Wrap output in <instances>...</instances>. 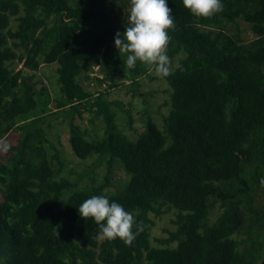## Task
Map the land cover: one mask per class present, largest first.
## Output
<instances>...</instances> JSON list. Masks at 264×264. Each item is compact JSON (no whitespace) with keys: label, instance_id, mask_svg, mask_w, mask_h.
Returning <instances> with one entry per match:
<instances>
[{"label":"trees","instance_id":"obj_1","mask_svg":"<svg viewBox=\"0 0 264 264\" xmlns=\"http://www.w3.org/2000/svg\"><path fill=\"white\" fill-rule=\"evenodd\" d=\"M167 6L174 20L167 55L177 58L162 77L169 110L160 128L148 114L134 140L115 122L122 109L78 79L101 51L109 87L127 73L137 92L150 67L137 61L129 69L113 42L129 26L130 0H0V264H264V204L255 200L264 178V0H222V11L207 18L192 16L181 0ZM237 18L254 33L249 42L222 29ZM43 64L55 65L54 110L42 99L46 87L24 71ZM81 107L101 117V136L88 138L74 120ZM60 113L72 152L105 160L101 182L79 189L78 178L59 176L63 163L58 150L48 155L55 146L44 125ZM115 164L127 180L109 193ZM93 195L132 213L130 244L101 239L79 216ZM216 202L222 211L209 222ZM170 208L175 227L152 246L150 214Z\"/></svg>","mask_w":264,"mask_h":264},{"label":"rangeland","instance_id":"obj_2","mask_svg":"<svg viewBox=\"0 0 264 264\" xmlns=\"http://www.w3.org/2000/svg\"><path fill=\"white\" fill-rule=\"evenodd\" d=\"M11 27L15 28V22L11 19ZM222 29L225 33L230 34L234 39L239 37L244 42H249L254 38L248 23L242 18H237L235 22H226ZM20 52L18 51V54ZM177 58L171 61V65L176 64ZM15 69L21 67L22 63L15 60L12 63ZM142 66H147L142 64ZM27 74L33 73L36 88L45 86L47 94L42 99H49L47 109L54 110V100L59 97L57 74L55 65L43 64L36 71L24 70ZM107 73L106 63H104L101 51L91 57V59L82 64V68L78 79L81 84L89 89L94 95L104 92L101 99L109 103V107L113 110L120 111L115 116V122L121 129L131 138L136 139L144 128V122L149 114L158 127L163 126V117L169 110V87L166 81L158 76L154 70L148 69L145 75L138 78L139 88L136 93L130 89V82L127 80V73L117 75L119 84L117 87H109V81L105 79ZM91 97V101H93ZM146 99V101H145ZM83 101L82 103H84ZM120 103V105L118 104ZM41 107V104L38 108ZM96 107V106H95ZM81 115L75 113L74 120L80 125L88 138L101 136L103 132L104 122L101 117H96L92 112H88L81 107ZM62 113L54 118L47 117L45 122V131L47 137L53 144V148H47L48 155L58 150V156L63 163V167L59 176L69 179L78 178L77 188L82 189L93 184L101 182L105 176L106 165L105 160L98 162L97 155L90 156L86 159L78 158L71 150L68 143V126L67 118L62 117ZM129 116V118H127ZM131 120V123L128 120ZM49 122L50 126L46 127ZM159 127V128H160ZM56 162V161H54ZM111 185L105 189L106 192L113 193L121 188L127 180V175L119 164H115L114 171L110 175ZM69 192H66V195ZM256 202L261 201L264 204V178L259 180L258 191H256ZM255 202V203H256ZM222 211L219 202L212 207L209 215V222H213ZM152 225L150 227V244L152 246L162 245V239L168 236L167 231L173 230L175 225L173 220L176 217V210L170 208L159 215L150 214ZM244 237V235H241Z\"/></svg>","mask_w":264,"mask_h":264},{"label":"clouds","instance_id":"obj_3","mask_svg":"<svg viewBox=\"0 0 264 264\" xmlns=\"http://www.w3.org/2000/svg\"><path fill=\"white\" fill-rule=\"evenodd\" d=\"M188 12L198 18H207L222 11V0H181ZM129 26L117 32L113 38L114 47L126 54L124 63L129 69L136 62L146 64L160 76L167 77L173 71L167 55L169 42L168 29L174 27L171 9L167 0H130ZM179 68L180 65H175ZM182 70V69H181ZM7 145L3 150H7ZM77 212L83 219H91L99 229L101 239L119 238L130 244L135 238L133 227L136 224L131 212L107 196L93 195L84 200ZM137 225V231H139Z\"/></svg>","mask_w":264,"mask_h":264}]
</instances>
